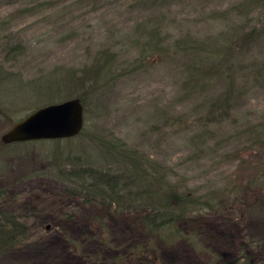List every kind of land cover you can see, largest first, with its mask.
Segmentation results:
<instances>
[{
    "label": "rangeland",
    "instance_id": "obj_1",
    "mask_svg": "<svg viewBox=\"0 0 264 264\" xmlns=\"http://www.w3.org/2000/svg\"><path fill=\"white\" fill-rule=\"evenodd\" d=\"M242 1L26 0L8 4L0 0V67L5 75L0 106L10 108L16 119L76 98L47 102L50 96L34 94L31 83L83 70L110 51L116 55L110 73L114 78L101 85L107 76L97 79V91L88 97L83 130L92 137H117L144 151L171 169V181L184 180L198 194L215 192L231 208L202 216L192 227L204 230L213 252L239 255L236 248L245 246L254 261L264 264V87L257 86L252 75L264 61V42L231 61L246 95L228 121L211 126L213 136L203 143L196 140L203 130L196 119L204 113L208 94L187 95L185 56L173 48L183 40L217 43L240 27L260 25L261 10L249 17L233 10ZM154 26L159 28L161 49L171 48L168 55L143 56L149 48L146 30ZM18 45L23 47L15 49ZM225 82L222 74L209 95L224 91ZM86 92L87 87L77 89L78 95ZM181 116L182 123L173 120ZM10 127V121L0 117V142ZM39 141L48 142L8 144L3 159L0 187L19 194L20 203L15 206L30 213L33 237L1 255L0 264H122L113 245L126 249L139 238L133 219L110 214L102 237L112 246L103 249L91 224L98 209L45 177L52 150L64 148L66 139ZM150 264L207 263L190 244L179 242L162 248Z\"/></svg>",
    "mask_w": 264,
    "mask_h": 264
},
{
    "label": "trees",
    "instance_id": "obj_2",
    "mask_svg": "<svg viewBox=\"0 0 264 264\" xmlns=\"http://www.w3.org/2000/svg\"><path fill=\"white\" fill-rule=\"evenodd\" d=\"M19 1L26 0H5L8 4ZM134 1L137 4H148L152 0ZM257 9L263 15L260 25L240 27L233 35L225 36L217 43L210 40L189 43V40H183L173 47L175 53L185 56L184 73L187 74V79L184 91L189 96L206 92L208 94L204 113L196 119L203 127L201 133L197 134V142H206L211 138V126L228 121L238 100L246 95L245 87L238 84V77L230 64L236 56H244L243 54L251 52L264 42V0H244L233 7L239 15L246 17L253 11H258ZM158 29L154 26L146 30L149 48L144 49L143 56H151L155 52L168 55L171 48L163 46L161 49ZM22 47L23 45H18L15 49ZM1 56L0 46V64ZM97 60L99 61L94 65L92 63L85 66L83 70H68L65 74L33 82L31 90L34 94L43 92L42 94L50 96L47 102L76 96L87 114L88 97H92L97 91V79L107 76L99 83L101 85L114 78V73H110L116 55L105 50ZM3 73L4 70L0 67V83L2 76H5ZM222 74L226 79L225 90L218 95L211 92L209 95V89ZM252 75L258 82L256 85L264 87V61L256 65ZM84 87H87V92L78 95L77 89ZM10 110L0 106V117L9 120L11 126L26 116L15 119ZM173 120L182 123L183 117ZM89 136L91 135L83 130L79 135L67 138L64 148H54L50 158L51 165L44 174L46 178L60 182L68 195L98 209V214L91 218V224L93 235L100 241L103 249L112 246L102 237L108 229L109 215H125L133 219L140 236L126 249L113 245L120 252L116 253L119 262L150 264L151 257L162 248H171L182 242L190 244L203 255L207 264H261L253 260L251 252L245 246L244 249L236 248L239 255L213 252L204 230L192 227L202 216L221 214L231 208L215 192L198 194L196 190L188 188L184 180L171 181L169 167L117 137L91 136L90 139ZM41 142L48 141L20 144L33 146ZM7 149L8 145L1 141L0 175L5 169L3 159L7 155ZM99 153L102 155L99 156ZM19 203V194L7 187H0V256L33 237L30 213L26 208L18 209L15 205Z\"/></svg>",
    "mask_w": 264,
    "mask_h": 264
},
{
    "label": "water",
    "instance_id": "obj_3",
    "mask_svg": "<svg viewBox=\"0 0 264 264\" xmlns=\"http://www.w3.org/2000/svg\"><path fill=\"white\" fill-rule=\"evenodd\" d=\"M85 125V110L78 98L40 107L14 123L1 140L4 144L67 139L79 135Z\"/></svg>",
    "mask_w": 264,
    "mask_h": 264
}]
</instances>
